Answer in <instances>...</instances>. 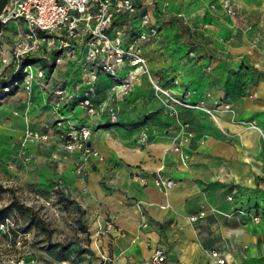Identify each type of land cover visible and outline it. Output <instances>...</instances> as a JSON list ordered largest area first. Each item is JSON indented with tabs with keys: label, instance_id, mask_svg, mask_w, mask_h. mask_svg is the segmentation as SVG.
<instances>
[{
	"label": "crops",
	"instance_id": "crops-1",
	"mask_svg": "<svg viewBox=\"0 0 264 264\" xmlns=\"http://www.w3.org/2000/svg\"><path fill=\"white\" fill-rule=\"evenodd\" d=\"M167 1L172 14L155 9L158 22L173 23L189 48L185 79L175 77L168 86L191 107L176 105L173 114L142 71L126 93L112 88L116 80L76 47L49 67L43 82L33 81L29 96L21 81L11 86L1 99L11 104L5 116L20 149L31 155L30 169L44 182L58 178L64 192L76 195L95 238L91 264H100L102 255L112 264H150L155 247L165 252L164 264H212L210 249L221 250L229 264H264V0H231L234 17L222 0H146L144 6L152 17L155 4ZM128 24L130 34L144 30L137 17ZM212 38L222 52L213 53ZM143 41L139 53L149 59V43L140 50ZM117 71L122 76L126 69ZM88 88L93 112L80 103ZM59 117L63 125L91 131L88 144L98 156L88 158L84 180L74 170L77 152L61 148ZM157 171L173 184L157 186ZM256 212L258 222L251 217ZM106 219L113 227L107 232L100 230Z\"/></svg>",
	"mask_w": 264,
	"mask_h": 264
},
{
	"label": "built area",
	"instance_id": "built-area-1",
	"mask_svg": "<svg viewBox=\"0 0 264 264\" xmlns=\"http://www.w3.org/2000/svg\"><path fill=\"white\" fill-rule=\"evenodd\" d=\"M145 4L146 0H7L0 12V22L3 29L10 28V56H3L1 61L14 71L3 89L8 90L21 81L29 96L33 81L43 82L51 73L49 66L42 65V60L48 59V62L55 65L63 56L74 55V49L78 47L84 52L85 61L93 63L100 72L116 80L112 88L126 93L137 72L142 71L148 74L154 92L163 93L169 98V108L173 114L176 113V105L191 107L190 103L182 101L171 89L157 83L148 73L145 60L139 53V41L144 40L147 34L156 32V27L150 23V12ZM221 6L227 15L236 16L237 7L231 0H222ZM136 17L144 30L130 34L128 21ZM118 66L126 69L122 76L117 71ZM62 92L60 88L53 90L59 96ZM81 97L80 103L88 112H93L91 88L84 91ZM52 105L57 110L59 100L53 101ZM111 117L114 119L115 113ZM60 118L56 120L55 126L60 129L61 148L66 153L77 152L73 162L74 170L84 180L88 158L98 156L97 151L88 144L91 131L86 125L70 122L63 125ZM179 125L185 124L179 122ZM30 137L44 139L47 134L31 133ZM139 141H147L145 131L140 134ZM174 148L178 150L177 146ZM180 156L183 160L186 158V155ZM173 182L172 178L156 172L157 186L169 187ZM202 215L203 211H200L189 218L196 220ZM260 216L259 212L251 215L254 222H258ZM140 222L141 225L146 223L143 214ZM112 228L111 220L106 219L100 230L107 232ZM209 255L212 264H229L219 249H210ZM165 259V252L160 247H155L149 257L150 264H164ZM0 264L4 262L0 261ZM100 264H112V257L102 255Z\"/></svg>",
	"mask_w": 264,
	"mask_h": 264
},
{
	"label": "rangeland",
	"instance_id": "rangeland-1",
	"mask_svg": "<svg viewBox=\"0 0 264 264\" xmlns=\"http://www.w3.org/2000/svg\"><path fill=\"white\" fill-rule=\"evenodd\" d=\"M155 5L150 22L156 25V32L147 34L140 50L149 43V59L144 58L148 72L156 79L151 65L159 76L157 83L170 89L175 77L185 79L189 48L173 23L158 22L155 9L167 18L172 14L169 1ZM181 17L185 20V11ZM9 42L10 28L7 27L0 32V80H9L14 71L1 61L3 56H10ZM208 42L213 53L223 51L216 38ZM226 49L229 51L232 47L227 45ZM50 64L48 59L42 60V65L50 67ZM4 85L0 86V261L4 264H91L96 258L95 238L84 209L73 192H64L58 178L50 176L44 182V178L30 169L31 155L25 154L24 147L20 149L10 117L5 116L11 104L1 99L10 93L11 87L4 90ZM159 95L169 105V98L163 93ZM13 196L29 209L11 205Z\"/></svg>",
	"mask_w": 264,
	"mask_h": 264
},
{
	"label": "trees",
	"instance_id": "trees-1",
	"mask_svg": "<svg viewBox=\"0 0 264 264\" xmlns=\"http://www.w3.org/2000/svg\"><path fill=\"white\" fill-rule=\"evenodd\" d=\"M7 2V0H0V12L2 10V8L4 7L5 3ZM3 29V25L2 23L0 22V32L1 30ZM53 64L54 63H51L50 64V67H53ZM8 83V80H0V86L2 84H7ZM11 205L13 206H18V207H21V208H24V209H29V207L23 205V204H20L15 198L14 196L12 197V200H11Z\"/></svg>",
	"mask_w": 264,
	"mask_h": 264
}]
</instances>
